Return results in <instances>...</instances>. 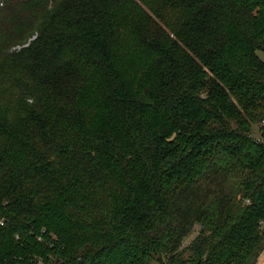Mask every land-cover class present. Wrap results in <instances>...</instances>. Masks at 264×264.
Listing matches in <instances>:
<instances>
[{"label": "trees", "instance_id": "trees-1", "mask_svg": "<svg viewBox=\"0 0 264 264\" xmlns=\"http://www.w3.org/2000/svg\"><path fill=\"white\" fill-rule=\"evenodd\" d=\"M262 54L264 0H0V264H256Z\"/></svg>", "mask_w": 264, "mask_h": 264}, {"label": "rangeland", "instance_id": "rangeland-1", "mask_svg": "<svg viewBox=\"0 0 264 264\" xmlns=\"http://www.w3.org/2000/svg\"><path fill=\"white\" fill-rule=\"evenodd\" d=\"M260 57L263 58V60H264L263 54ZM254 131H256V129ZM254 134L256 135V132H254ZM198 229H199V226L196 225V227L193 229V231L185 238V240H184L185 244L188 243L191 239H193V237L197 233ZM256 264H264V251L260 254V257H259Z\"/></svg>", "mask_w": 264, "mask_h": 264}, {"label": "built area", "instance_id": "built-area-1", "mask_svg": "<svg viewBox=\"0 0 264 264\" xmlns=\"http://www.w3.org/2000/svg\"><path fill=\"white\" fill-rule=\"evenodd\" d=\"M0 223L3 224V221H1ZM33 261L38 263V264H41V261L39 259H37V260L34 259Z\"/></svg>", "mask_w": 264, "mask_h": 264}]
</instances>
